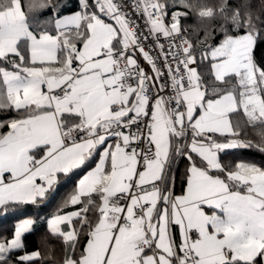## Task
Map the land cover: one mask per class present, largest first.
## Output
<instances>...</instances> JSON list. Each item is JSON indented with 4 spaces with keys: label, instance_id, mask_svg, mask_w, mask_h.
<instances>
[{
    "label": "snow or ice",
    "instance_id": "snow-or-ice-1",
    "mask_svg": "<svg viewBox=\"0 0 264 264\" xmlns=\"http://www.w3.org/2000/svg\"><path fill=\"white\" fill-rule=\"evenodd\" d=\"M67 7L0 0V212L81 173L59 260L25 219L0 264H264V165L221 159L264 155V0Z\"/></svg>",
    "mask_w": 264,
    "mask_h": 264
},
{
    "label": "trees",
    "instance_id": "trees-1",
    "mask_svg": "<svg viewBox=\"0 0 264 264\" xmlns=\"http://www.w3.org/2000/svg\"><path fill=\"white\" fill-rule=\"evenodd\" d=\"M68 7L62 9V13H71L78 10V0H65ZM50 12H41L33 17V20H45L50 16ZM47 26V25H45ZM264 51V48L261 49ZM207 73L209 69L207 66L203 68ZM3 115V114H0ZM11 115V114H10ZM238 154L221 157L222 162H236L244 161L264 165V155L255 150H237ZM185 165L180 163L178 169L174 172L176 178V192L179 194L182 191L183 185L181 181L184 177ZM81 173H73L70 177L63 180L51 192L46 199L38 206L23 205L16 208L9 209L6 213L0 212V238H11L13 236L15 227L25 219H34L36 223L33 226V231L25 235L24 242L29 252L40 250L42 253H47L50 250L57 254L56 259L59 260L62 255V245L60 242L50 236L47 220L53 215L57 214L63 203V200L74 189L76 181L80 178ZM69 209H64L68 211Z\"/></svg>",
    "mask_w": 264,
    "mask_h": 264
},
{
    "label": "built area",
    "instance_id": "built-area-1",
    "mask_svg": "<svg viewBox=\"0 0 264 264\" xmlns=\"http://www.w3.org/2000/svg\"><path fill=\"white\" fill-rule=\"evenodd\" d=\"M140 22H141V24H143V20H142V19H141V21H140ZM146 67H147V66H146Z\"/></svg>",
    "mask_w": 264,
    "mask_h": 264
},
{
    "label": "crops",
    "instance_id": "crops-1",
    "mask_svg": "<svg viewBox=\"0 0 264 264\" xmlns=\"http://www.w3.org/2000/svg\"><path fill=\"white\" fill-rule=\"evenodd\" d=\"M145 67H146V65H145ZM49 219H50V218H49ZM49 219H48V220H49ZM48 220H47V222H48ZM47 225H48V223H47Z\"/></svg>",
    "mask_w": 264,
    "mask_h": 264
},
{
    "label": "rangeland",
    "instance_id": "rangeland-1",
    "mask_svg": "<svg viewBox=\"0 0 264 264\" xmlns=\"http://www.w3.org/2000/svg\"><path fill=\"white\" fill-rule=\"evenodd\" d=\"M33 220H34V219H33ZM23 221H24V220H23ZM23 221H22V222H23ZM22 222H21V223H22Z\"/></svg>",
    "mask_w": 264,
    "mask_h": 264
}]
</instances>
